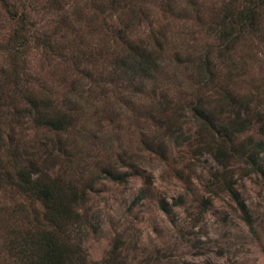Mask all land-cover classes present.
Here are the masks:
<instances>
[{"label":"trees","instance_id":"trees-1","mask_svg":"<svg viewBox=\"0 0 264 264\" xmlns=\"http://www.w3.org/2000/svg\"><path fill=\"white\" fill-rule=\"evenodd\" d=\"M257 8L261 14L232 5L205 18L176 15L171 0H0V199L7 201L0 220L18 222L0 264H124L117 241L100 261L87 259L89 184L59 163L77 167L88 108L145 112L142 124L155 131H169L182 116L194 129L181 144L171 133L176 145L204 152L221 169L240 157L235 145L245 125L237 108L248 107L220 84L218 62L257 37L264 0ZM40 15L51 21L39 24ZM178 20L198 30L174 27ZM199 35L211 43L203 46ZM118 116L101 120L110 125ZM257 152L247 156L252 165ZM228 192L251 229L245 205Z\"/></svg>","mask_w":264,"mask_h":264},{"label":"rangeland","instance_id":"rangeland-1","mask_svg":"<svg viewBox=\"0 0 264 264\" xmlns=\"http://www.w3.org/2000/svg\"><path fill=\"white\" fill-rule=\"evenodd\" d=\"M37 1L43 4L45 0ZM171 1L181 17L199 12L210 18L232 5L261 14L258 0ZM36 21L44 25L51 18L40 15ZM183 24L186 29L198 30L182 20L173 26ZM256 24L257 37L239 45L229 60L218 62L220 84L232 91L235 102L248 107L237 108L245 125L235 145V153L241 156L227 167L221 169L204 152L192 153L169 138L171 133L181 136L179 144L192 133L194 124L182 116L176 124H169V131H155V127L142 124L145 112L138 114L115 105L88 108L83 127L86 138L79 145L85 149L73 158L77 167L72 171L62 159L59 162L66 174H77L89 184L86 209L90 225L82 243L88 260L105 258L117 241L124 264H264L263 15ZM197 37L205 38L203 46L211 43L206 36ZM165 71L171 73L169 68ZM216 109L222 112L227 108ZM115 111L118 118L105 125L102 116ZM64 141L67 146L72 144L69 138ZM23 142L27 150L34 144L30 137ZM149 148L164 155L151 153ZM252 148L258 151L253 165L247 157ZM110 169L120 175L118 180L105 174ZM228 189L245 205L251 229ZM2 200L0 204L7 203ZM6 219L0 220V256L4 255V240L16 234L18 227V222Z\"/></svg>","mask_w":264,"mask_h":264}]
</instances>
